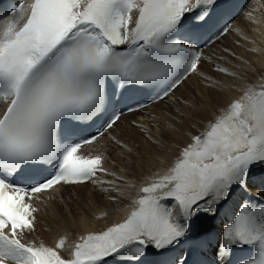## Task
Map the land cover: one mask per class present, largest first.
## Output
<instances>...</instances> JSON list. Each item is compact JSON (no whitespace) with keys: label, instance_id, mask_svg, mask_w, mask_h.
I'll list each match as a JSON object with an SVG mask.
<instances>
[{"label":"snow or ice","instance_id":"6c2138e0","mask_svg":"<svg viewBox=\"0 0 264 264\" xmlns=\"http://www.w3.org/2000/svg\"><path fill=\"white\" fill-rule=\"evenodd\" d=\"M220 0H33L20 27L0 35V264H103L108 257L139 264L149 246L160 257L189 238L218 206L256 177L264 164V88L248 89L228 111L183 149L122 223L77 244L71 259L30 247L18 233L34 228L26 199L59 184L82 183L95 175L101 156L76 155L81 142H67L81 122L107 112L109 79L120 87L154 85L163 101L197 70L199 52L188 47L212 24ZM138 12L134 27L131 13ZM197 12L185 27L187 13ZM127 44L128 51L117 45ZM223 71V70H221ZM129 111L135 109L129 108ZM123 112H113L99 135ZM52 164L55 174L24 187L9 177L28 166ZM174 201L172 207L164 201ZM221 252L251 246L242 264H264V205L245 203L223 233ZM61 240L56 247H63ZM156 264H168L159 259ZM187 264V261L184 262Z\"/></svg>","mask_w":264,"mask_h":264},{"label":"bare ground","instance_id":"6f19581e","mask_svg":"<svg viewBox=\"0 0 264 264\" xmlns=\"http://www.w3.org/2000/svg\"><path fill=\"white\" fill-rule=\"evenodd\" d=\"M203 55L197 62V70L173 90L171 97L142 112L127 115L115 124L112 135L122 147L112 144L103 147L108 156L105 165L115 172L106 180L110 188L106 197L87 185L62 188L55 193L56 199L46 202L38 224L27 233L29 238L51 244L57 235L74 238L111 222L129 206L134 191L145 177L153 175L159 179L166 166L192 143V137L216 120L222 110L239 100L248 89L262 90L264 0ZM255 172L256 177L246 189H238L226 203L218 206L214 213L216 221L209 223L215 231L223 234L235 223V217L249 197L264 194V164L255 165ZM105 198L114 200L109 202ZM169 203L172 207L174 201ZM99 214L103 215L101 219H97ZM230 217V224H219ZM122 222H112L107 229ZM205 225L204 221L196 230L201 231ZM76 242L83 243L78 238Z\"/></svg>","mask_w":264,"mask_h":264},{"label":"rangeland","instance_id":"374dc122","mask_svg":"<svg viewBox=\"0 0 264 264\" xmlns=\"http://www.w3.org/2000/svg\"><path fill=\"white\" fill-rule=\"evenodd\" d=\"M209 85H206V87H208ZM210 87V86H209ZM124 146V145H123ZM119 148H121V147H119ZM110 156V155H109Z\"/></svg>","mask_w":264,"mask_h":264}]
</instances>
